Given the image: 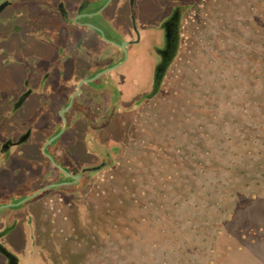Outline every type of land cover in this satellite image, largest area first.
Wrapping results in <instances>:
<instances>
[{
	"label": "rangeland",
	"instance_id": "1",
	"mask_svg": "<svg viewBox=\"0 0 264 264\" xmlns=\"http://www.w3.org/2000/svg\"><path fill=\"white\" fill-rule=\"evenodd\" d=\"M182 37L114 163L39 211L29 264H264V0H194Z\"/></svg>",
	"mask_w": 264,
	"mask_h": 264
},
{
	"label": "flooded vegetation",
	"instance_id": "2",
	"mask_svg": "<svg viewBox=\"0 0 264 264\" xmlns=\"http://www.w3.org/2000/svg\"><path fill=\"white\" fill-rule=\"evenodd\" d=\"M194 0H0V264H29L36 216L131 141ZM152 91H144L148 82Z\"/></svg>",
	"mask_w": 264,
	"mask_h": 264
}]
</instances>
